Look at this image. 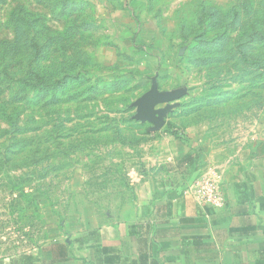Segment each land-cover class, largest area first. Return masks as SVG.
I'll list each match as a JSON object with an SVG mask.
<instances>
[{"label": "rangeland", "instance_id": "rangeland-1", "mask_svg": "<svg viewBox=\"0 0 264 264\" xmlns=\"http://www.w3.org/2000/svg\"><path fill=\"white\" fill-rule=\"evenodd\" d=\"M55 1L0 0V59L16 17L33 39L0 68V257L124 219L159 130L264 137V0ZM153 86L174 98L157 131L135 119Z\"/></svg>", "mask_w": 264, "mask_h": 264}, {"label": "crops", "instance_id": "crops-1", "mask_svg": "<svg viewBox=\"0 0 264 264\" xmlns=\"http://www.w3.org/2000/svg\"><path fill=\"white\" fill-rule=\"evenodd\" d=\"M204 132L155 133L151 175L141 178L124 219L0 257V264H264V137L216 142ZM203 178L218 186L222 208L197 199Z\"/></svg>", "mask_w": 264, "mask_h": 264}, {"label": "trees", "instance_id": "trees-1", "mask_svg": "<svg viewBox=\"0 0 264 264\" xmlns=\"http://www.w3.org/2000/svg\"><path fill=\"white\" fill-rule=\"evenodd\" d=\"M67 1L68 0H62V1L57 0L55 1V3L63 7L67 3ZM38 21H40V19ZM13 26L15 28L14 29V33H15L14 41L12 44L11 43L5 44V50L3 52L6 55L7 60L0 59V68H2V72L4 73L3 75H7V72L9 70L15 71L14 73H23L24 71L22 69H24L25 67V61H26V64H29L31 61V58H28L30 56V51L32 49V42H33V39H30L29 37L30 23H28V21H26L24 18L19 19L18 17H16L13 22ZM37 33L39 32L37 31ZM59 39L60 37L57 36L56 40L59 41ZM39 48H40V45H39ZM30 74L32 76L31 79H25V78L19 79L20 86L21 85L26 86L32 80L38 82V84H41V81L39 79V76H40L39 71L30 70ZM20 97H21L20 93H17L12 98V104H15L14 108L17 110V112H15L17 113V115H18L17 103L20 101ZM6 103H9V100ZM6 108H7L6 105L0 103V109L3 115L6 114V111H5ZM15 124L13 126H17V129H18L19 128L18 124L17 123ZM170 133L174 135L175 137H179L177 131H171Z\"/></svg>", "mask_w": 264, "mask_h": 264}, {"label": "water", "instance_id": "water-1", "mask_svg": "<svg viewBox=\"0 0 264 264\" xmlns=\"http://www.w3.org/2000/svg\"><path fill=\"white\" fill-rule=\"evenodd\" d=\"M174 98L170 94H158L156 87L153 86L150 93L136 102L135 119L141 123H149L152 125L151 131L159 130L164 124L165 116L170 112L173 106L167 105L161 109H154L159 103H167Z\"/></svg>", "mask_w": 264, "mask_h": 264}, {"label": "built area", "instance_id": "built-area-1", "mask_svg": "<svg viewBox=\"0 0 264 264\" xmlns=\"http://www.w3.org/2000/svg\"><path fill=\"white\" fill-rule=\"evenodd\" d=\"M197 199L213 208L220 209L224 206V199L218 186L210 178H203L194 187Z\"/></svg>", "mask_w": 264, "mask_h": 264}]
</instances>
